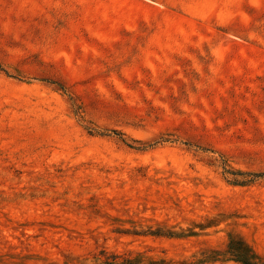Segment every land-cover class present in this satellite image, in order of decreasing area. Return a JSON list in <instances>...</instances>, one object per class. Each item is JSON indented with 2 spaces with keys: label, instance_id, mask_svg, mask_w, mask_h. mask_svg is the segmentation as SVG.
Wrapping results in <instances>:
<instances>
[{
  "label": "rangeland",
  "instance_id": "obj_1",
  "mask_svg": "<svg viewBox=\"0 0 264 264\" xmlns=\"http://www.w3.org/2000/svg\"><path fill=\"white\" fill-rule=\"evenodd\" d=\"M264 264V0H0V264Z\"/></svg>",
  "mask_w": 264,
  "mask_h": 264
},
{
  "label": "trees",
  "instance_id": "obj_2",
  "mask_svg": "<svg viewBox=\"0 0 264 264\" xmlns=\"http://www.w3.org/2000/svg\"><path fill=\"white\" fill-rule=\"evenodd\" d=\"M118 258H119L118 255H109V256L105 257L104 262L106 264H119L117 262H114V261L118 260ZM129 264H132V263H129Z\"/></svg>",
  "mask_w": 264,
  "mask_h": 264
}]
</instances>
